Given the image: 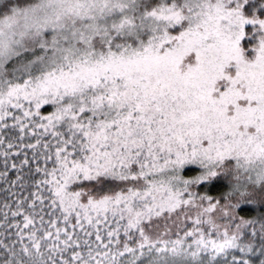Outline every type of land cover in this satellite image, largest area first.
I'll use <instances>...</instances> for the list:
<instances>
[{
    "label": "snow or ice",
    "instance_id": "6c2138e0",
    "mask_svg": "<svg viewBox=\"0 0 264 264\" xmlns=\"http://www.w3.org/2000/svg\"><path fill=\"white\" fill-rule=\"evenodd\" d=\"M0 264H264V0H0Z\"/></svg>",
    "mask_w": 264,
    "mask_h": 264
}]
</instances>
